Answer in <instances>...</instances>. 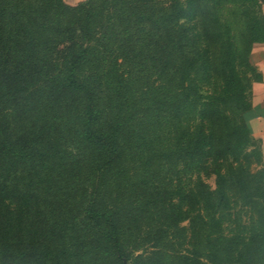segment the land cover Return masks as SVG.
<instances>
[{
	"label": "trees",
	"instance_id": "16d2710c",
	"mask_svg": "<svg viewBox=\"0 0 264 264\" xmlns=\"http://www.w3.org/2000/svg\"><path fill=\"white\" fill-rule=\"evenodd\" d=\"M257 42L260 0H0V264H264Z\"/></svg>",
	"mask_w": 264,
	"mask_h": 264
},
{
	"label": "crops",
	"instance_id": "0c3cea01",
	"mask_svg": "<svg viewBox=\"0 0 264 264\" xmlns=\"http://www.w3.org/2000/svg\"><path fill=\"white\" fill-rule=\"evenodd\" d=\"M262 8L264 12V2ZM250 60L262 73L263 79L253 83V106L245 117L251 125L253 137L261 145L264 163V42H257L253 45Z\"/></svg>",
	"mask_w": 264,
	"mask_h": 264
},
{
	"label": "rangeland",
	"instance_id": "374dc122",
	"mask_svg": "<svg viewBox=\"0 0 264 264\" xmlns=\"http://www.w3.org/2000/svg\"><path fill=\"white\" fill-rule=\"evenodd\" d=\"M68 4L70 5H77L80 2L84 1V0H65ZM263 3V2H262ZM228 8H230V6H226L225 8L221 9V13L223 14L224 18H229V13H228ZM90 174V185H94V186H99L98 189H100V191L103 193V177L97 175L96 173H94L93 171L89 172ZM210 182L212 184H214V178L210 179ZM93 187V186H92Z\"/></svg>",
	"mask_w": 264,
	"mask_h": 264
},
{
	"label": "water",
	"instance_id": "95a60500",
	"mask_svg": "<svg viewBox=\"0 0 264 264\" xmlns=\"http://www.w3.org/2000/svg\"><path fill=\"white\" fill-rule=\"evenodd\" d=\"M261 2H264V0H260ZM126 263V262H125Z\"/></svg>",
	"mask_w": 264,
	"mask_h": 264
}]
</instances>
